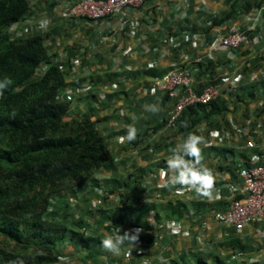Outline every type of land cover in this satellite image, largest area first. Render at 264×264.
I'll use <instances>...</instances> for the list:
<instances>
[{"label":"crops","instance_id":"crops-1","mask_svg":"<svg viewBox=\"0 0 264 264\" xmlns=\"http://www.w3.org/2000/svg\"><path fill=\"white\" fill-rule=\"evenodd\" d=\"M27 1L23 20L17 22L16 29L11 25L14 37L34 34L42 37L49 59L64 64L67 85L63 89H70L84 77L93 79L95 85L90 92L71 91L65 119L90 115L111 153L110 163L93 172L86 183L63 190L53 200L54 207L61 213L66 211L70 219L94 221L97 225L95 240L87 245L69 240L61 248L63 255L70 264H148L149 261L215 264L207 256L209 251L202 249L201 241L211 235L209 225L216 223L215 211L224 209L232 196L222 189L221 196L216 197L213 187L232 181L236 167L245 164L247 156L257 150L244 148L245 136L238 133L236 127L247 118L264 125V113L260 108L264 104V77L251 81L259 73L264 75V0H187L179 11L176 0L147 1L139 8L122 11V16H114L104 24L87 19H65L59 9H54L72 0ZM26 18L34 22L31 29L23 23ZM207 21H211V25H204ZM103 28L107 29L105 35H101ZM233 29L246 31L249 41L237 48L216 51L214 60L203 65L194 83L197 90L209 83L218 84L215 101L222 109L191 128L190 132L200 140L197 145L200 164H195V158L185 159L211 174V187L202 188L208 195L203 196L195 189L175 194L172 192L175 185L168 182L157 207L150 203L136 204L145 191L148 195L155 193L160 182L155 167L188 137L176 124L165 123L153 130L174 102L159 96L153 98L144 93V87L166 70L190 65L193 58L213 52L215 42ZM186 30L198 34L194 43L184 39L182 32ZM165 35L172 39L163 41ZM177 41H181V45L174 47ZM219 63L223 64L218 66ZM238 73L242 74V79L237 85L230 86L222 81L223 77L232 78ZM122 75L127 79L112 92L110 83ZM99 93H106L104 102L97 100ZM134 94L138 95L137 100ZM149 105L157 106L158 110H147ZM130 126L136 130V138L131 142L126 139ZM212 130H219L222 138H213ZM120 185L129 193L127 202L100 198L97 187L114 190ZM72 202L74 210H67ZM154 208L163 219L177 218L182 223L187 219H204L209 228L198 227L190 236L148 229L138 234L135 242V245L139 240L148 242L147 253L134 252L129 258L124 257V251L131 248L127 245L116 255L101 248L100 241L112 235V226H120L121 234L130 231L127 228L130 224L146 227L149 211ZM189 209L194 210L191 217L186 214ZM220 226L222 239L215 251L219 264H232L231 244L235 241L243 247L247 258L264 262V227L252 223L245 226L242 233H236L229 226ZM199 257L205 262H198Z\"/></svg>","mask_w":264,"mask_h":264},{"label":"trees","instance_id":"trees-1","mask_svg":"<svg viewBox=\"0 0 264 264\" xmlns=\"http://www.w3.org/2000/svg\"><path fill=\"white\" fill-rule=\"evenodd\" d=\"M27 8V0H0V80H11L0 92V264H70L60 245L97 237L80 231L87 223L59 212L53 200L86 183L111 153L90 115L65 119L68 101L57 97L67 85L64 64L49 59L42 37H14L11 25ZM221 110L215 99L193 104L175 124L187 137ZM165 123L162 116L153 130ZM231 246L243 250L237 241ZM207 256L219 264L215 252Z\"/></svg>","mask_w":264,"mask_h":264},{"label":"built area","instance_id":"built-area-1","mask_svg":"<svg viewBox=\"0 0 264 264\" xmlns=\"http://www.w3.org/2000/svg\"><path fill=\"white\" fill-rule=\"evenodd\" d=\"M147 1L155 0H72L69 3L61 5V7H55L59 9L60 14L65 19H87L98 24H104V22L111 21L114 16H122L121 13L127 9H135L141 7ZM177 11L183 9V2L187 0H176ZM250 14V13H248ZM27 29H31L34 22L31 18H26L23 21ZM204 25H211V21H207ZM16 29L17 23H15L12 29ZM11 29V30H12ZM13 32V30H12ZM107 29L102 30L101 35H105ZM184 39L195 42L197 33L186 30L182 32ZM163 41L171 40L172 37L165 35ZM249 41V35L246 31L239 29H233L227 35L215 42V49L213 52L208 53L205 56H197L192 59L190 65L182 67H173L160 76L154 77L153 81L146 87H144V93L152 96L153 98L160 97V99H173V107L166 115L167 124H175V121L181 114V112L190 105L193 104H207L211 100L217 98L219 89L218 84L209 83L202 89L197 90L194 88L196 77L199 75L203 65L208 61L214 60L216 51L226 50L228 48H237ZM181 41L173 43L174 47H179ZM93 44H90L92 47ZM154 49V48H152ZM149 50V49H148ZM126 51H129L127 48ZM264 55V50H263ZM223 63H219L220 66ZM44 68V66H43ZM264 77V75H255L251 81L255 82ZM127 77L122 75L117 81L110 83L111 91H116L120 83L125 81ZM242 79V74L238 73L234 77H223L222 81L227 82L230 86L237 85ZM95 82L90 76L84 77L82 82H77L70 89H61L57 94L59 100L70 101L71 94L73 92L84 94L88 93L94 87ZM134 99H138V95L134 94ZM107 99L106 93L97 94V100L104 102ZM264 113V104L260 107ZM236 131L245 136V149L257 150L251 152L246 159L245 164L236 167L235 178L230 182H225L219 185H215L214 193L216 197L221 196V190L225 189L231 194L230 200L227 202L224 209L215 211L213 219L218 225H226L231 227L236 233H242L245 226L249 224H257L259 227H264V125L258 121L247 118L245 121L236 127ZM189 135H194L190 132ZM210 135L213 138L221 139V133L219 130L210 131ZM211 144V143H209ZM173 152L161 163L155 167L156 176L159 177L160 182L157 185V189L154 194L148 195L147 192L136 201V204H152L157 207L160 200L163 198V187L169 182V175L167 161L172 156ZM154 174V169H153ZM190 188L185 185H180L172 188V192L175 194H183ZM97 191L101 199L111 198L113 201H123V186H117L116 189H110L104 186L97 187ZM203 196H207L208 192L201 189L199 191ZM134 206V204H133ZM71 206L68 205L67 209L70 210ZM49 208L48 210H51ZM156 209L149 211L146 227L139 224H130L127 228L131 231L139 229V235H142L148 229H156L157 231H166L173 235L190 236L192 235L191 223L195 220L187 219V222L182 223L177 218L163 219L160 216H156ZM194 213V210L189 209L186 212L188 216ZM61 216V215H60ZM96 223L94 221L85 224L80 231L84 232L90 237H96L95 228ZM209 227L206 222L203 221L199 225V229L207 230ZM121 230V227L116 225L112 226L111 234L114 235L117 231ZM68 242V241H66ZM60 245L62 248L63 244ZM211 243H205L201 241V245L205 244L209 252H215L218 246L216 243L213 247ZM149 249V243L139 240L133 248H128L124 251V257L129 258L134 252L147 253ZM63 260H68L65 256H60ZM232 264H245L247 262H256L257 264H264L259 260H251L245 256L244 250L234 249L230 256ZM148 264H156V261H149Z\"/></svg>","mask_w":264,"mask_h":264},{"label":"clouds","instance_id":"clouds-1","mask_svg":"<svg viewBox=\"0 0 264 264\" xmlns=\"http://www.w3.org/2000/svg\"><path fill=\"white\" fill-rule=\"evenodd\" d=\"M44 23H47L46 21ZM11 84V80L5 78L0 80V92ZM147 110L155 112L158 110L157 106L149 105ZM136 138V130L134 127H128L126 139L131 142ZM199 137L189 135L182 145H177L173 149L172 156L167 161L169 169V183L172 185L180 184L188 186L190 189H195L199 192L202 188L211 187V174L205 168H197L195 165L189 164L185 157L195 158V164H200V151L197 145L199 144ZM139 229L131 231L121 230L117 231L114 235H109L100 241V246L106 252L113 255L119 254L120 249L127 245L131 248L134 247L135 242L138 240Z\"/></svg>","mask_w":264,"mask_h":264},{"label":"rangeland","instance_id":"rangeland-1","mask_svg":"<svg viewBox=\"0 0 264 264\" xmlns=\"http://www.w3.org/2000/svg\"><path fill=\"white\" fill-rule=\"evenodd\" d=\"M260 75H261V73H259ZM258 74V75H259ZM129 193H127L125 190L123 191V202L125 203V202H127V200L129 199ZM69 205L71 206L69 209H72V210H74V207H75V204H74V202H72V203H69ZM59 211V210H58ZM95 211V210H94ZM62 215V214H61ZM203 221H205L204 219H199L198 221H194V222H192L191 223V229H192V232L195 230V229H197L198 227H199V225H200V223L201 222H203ZM210 236H208L207 238H205L203 241L206 243H211V242H214L213 244H212V247L216 244V243H218V246H217V248L220 246V241H221V239L222 238H220L219 237V234L220 233H223V229L221 228V226L220 225H218V224H216V223H211L210 225ZM209 231V230H208ZM201 247H202V249L203 250H208V248H207V246L204 244H202L201 245Z\"/></svg>","mask_w":264,"mask_h":264}]
</instances>
